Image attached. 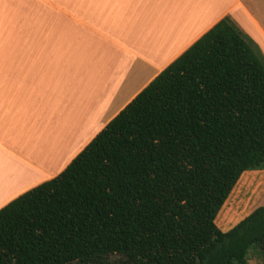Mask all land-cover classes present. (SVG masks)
<instances>
[{
  "label": "trees",
  "instance_id": "obj_1",
  "mask_svg": "<svg viewBox=\"0 0 264 264\" xmlns=\"http://www.w3.org/2000/svg\"><path fill=\"white\" fill-rule=\"evenodd\" d=\"M264 170V56L224 17L55 177L0 208V264H264V205L215 218Z\"/></svg>",
  "mask_w": 264,
  "mask_h": 264
},
{
  "label": "crops",
  "instance_id": "obj_2",
  "mask_svg": "<svg viewBox=\"0 0 264 264\" xmlns=\"http://www.w3.org/2000/svg\"><path fill=\"white\" fill-rule=\"evenodd\" d=\"M224 17L264 56V0H0V208Z\"/></svg>",
  "mask_w": 264,
  "mask_h": 264
},
{
  "label": "rangeland",
  "instance_id": "obj_3",
  "mask_svg": "<svg viewBox=\"0 0 264 264\" xmlns=\"http://www.w3.org/2000/svg\"><path fill=\"white\" fill-rule=\"evenodd\" d=\"M264 205V170L244 172L233 187L215 218L216 226L226 232ZM248 264H262L259 256L250 252Z\"/></svg>",
  "mask_w": 264,
  "mask_h": 264
}]
</instances>
